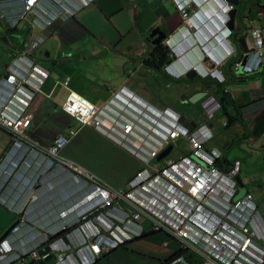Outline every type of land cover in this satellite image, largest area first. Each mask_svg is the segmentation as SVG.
<instances>
[{"label": "crops", "instance_id": "crops-1", "mask_svg": "<svg viewBox=\"0 0 264 264\" xmlns=\"http://www.w3.org/2000/svg\"><path fill=\"white\" fill-rule=\"evenodd\" d=\"M190 1L194 2V11H198L189 28L191 32L192 27L199 31L195 38L220 27L225 15L220 13L222 17H216L219 5L225 9L228 5L238 8L232 35L237 57L233 59L243 62L244 53L252 46L250 31L264 28V0ZM20 9L18 0H0V16L6 15L0 22V80L6 75L12 58L21 53L22 46L38 39L40 46L32 58L37 63L50 64L46 67L50 77L32 105L35 119L28 135L34 142L48 147L59 135L65 136L69 144L62 151L63 157L84 165L121 191L143 166L142 160L120 147L117 139L108 137L94 125H83L66 113L63 106L71 93L96 108H104L115 100V109L121 111L126 107L133 120L144 114L146 117L148 111L163 117V121L181 118L193 131L208 125L215 135L210 146L223 152L226 166L241 161V188L253 195L264 215V73L245 74L228 64L205 65L191 73L186 72V65L170 66L173 61L164 44L168 37L177 31L180 38L193 36L182 29L185 22L174 0H93L71 18L57 20L45 30L34 23V16L12 28L11 22ZM204 22L207 24L201 29ZM239 24L243 29L241 34ZM161 48L163 53H158L166 62L162 69L154 70L146 62ZM191 56L198 57L197 51ZM224 91L229 95L226 111L233 117L232 122L222 109L211 119L204 112V104L227 97ZM191 94L199 96L195 106L184 111L183 106L175 105ZM140 124L154 132V128ZM11 146L12 136L0 129V166ZM28 158L38 163L39 168L35 167L32 174L27 173L24 162L3 185L0 237L16 221H24L41 232L46 228L56 229L66 216L63 210L78 199L75 182L64 169L51 161L40 164L33 150ZM132 161L134 171L127 176L126 170ZM5 168L2 166L0 173ZM28 176L29 180L36 181L35 186L24 190L21 184L28 186ZM31 196L35 197L25 206ZM21 210V214L16 213ZM29 229L22 232L24 237L20 242L27 247L31 246L27 240ZM180 251V245L174 240L164 234H153L105 254L96 264H164ZM183 254L191 264H205V258L194 249ZM72 260L65 264H76ZM55 261L56 255L52 254L48 262L55 264ZM14 263L13 257L0 259V264Z\"/></svg>", "mask_w": 264, "mask_h": 264}, {"label": "built area", "instance_id": "built-area-1", "mask_svg": "<svg viewBox=\"0 0 264 264\" xmlns=\"http://www.w3.org/2000/svg\"><path fill=\"white\" fill-rule=\"evenodd\" d=\"M92 1L18 0L21 9L12 25L34 16V23L45 30L56 20L74 16ZM177 8L185 24H190L194 17L191 1H180ZM217 9L218 14L223 13L220 5ZM233 9L234 6L229 5L223 11L227 14ZM5 16L1 14L0 22ZM200 28L204 29V26ZM214 30L212 38L217 37L218 41L214 40V43L222 57L216 59L210 54L205 64L221 66L236 54V50L229 41L231 31L224 24ZM222 34L226 35L225 39ZM249 34L252 46L243 55L248 60V67L244 66L243 70L252 72L264 66V28L252 29ZM39 46L40 41L32 39L21 55L12 60L6 75L0 80V129L12 136V146L3 161L6 167L3 174L8 179L12 177L25 155L33 150L35 157L42 161L52 160L70 177L78 180L84 190H90V202L97 200L92 210L78 219L77 227L69 228V241L60 237L49 245L51 251L57 253V264H65L69 258L67 253L72 251L75 254L68 256L78 264H94L104 252L141 236L146 231L141 224L143 220L150 223L152 231L167 232L184 245L192 246L206 259L205 264H264V219L252 194L235 200L238 190L235 178L240 162L235 161L229 172H222L216 167L221 153L204 148L214 136L206 125L194 132L177 125L175 130L165 126L167 133L164 137L160 131L152 136L150 130L144 129L149 135L144 134L143 137L136 131L141 127L137 123L140 120L121 116L122 121L111 119L115 121L113 124L105 117L104 108H95L72 93L63 106L66 113L83 124L94 125L113 140L117 139L120 147L144 161V168L137 171L124 191L114 189L82 164L63 157L62 151L69 144L65 136L59 135L48 147L34 142L28 135L35 119L32 105L48 75L45 71V74L35 71L28 60ZM240 64L236 63L235 68L238 69ZM203 107L207 118L211 119L221 108V103L213 100ZM106 108L111 111V107L106 105ZM135 132L141 137L135 136ZM140 138L143 142L137 145L136 139ZM176 139L188 144L189 153L154 163L153 159L161 150ZM21 152L22 157L15 159ZM10 160L16 161L12 167L8 165V162H13ZM33 163L32 160L28 166L32 167ZM3 174L0 173V192L8 181H2ZM25 226L27 224L22 221L15 232L3 241L0 259L13 257L16 264H38L51 254L46 247L48 236L45 234L33 242L28 241L30 247L20 243L23 237L18 238V233L21 235ZM64 228L67 229L66 226ZM169 264L187 263L183 256H179Z\"/></svg>", "mask_w": 264, "mask_h": 264}, {"label": "clouds", "instance_id": "clouds-1", "mask_svg": "<svg viewBox=\"0 0 264 264\" xmlns=\"http://www.w3.org/2000/svg\"><path fill=\"white\" fill-rule=\"evenodd\" d=\"M175 2H176V5H177V3H180V1H178V0H174ZM194 2L193 1H191V5L193 4ZM229 6V5H228ZM234 9H235V6H234ZM233 9V10H234ZM223 10H226L224 7L222 8V11ZM232 11V10H231ZM231 11H227L228 13L226 14L224 11H223V13H224V15H227V17H228V19H226V16H224L223 18H222V24H224V26L225 27H227V29H229L230 31H231V36H230V38H229V41L231 42V46H232V35H233V30L230 28V21H231V17H230V15H229V13L231 12ZM197 13H198V11H196ZM195 11H194V13H193V15L195 16L197 13H196ZM212 13V12H211ZM217 13V11L215 12V15H216V17H218V13ZM221 13V12H220ZM219 17H220V15H219ZM1 18V17H0ZM71 18V17H70ZM221 18V17H220ZM60 20V19H59ZM57 21V20H56ZM56 21H54L50 26H48V28L49 27H51ZM208 21L209 22H211V20H210V18L208 19ZM21 23V22H20ZM20 23H18V24H16L15 26H13L12 25V22H11V25H12V28H15L16 26H18ZM207 23H205L204 22V25H202V26H205ZM190 26H192V24H191V21H190V24H185L184 25V27H185V29L187 30V32L188 33H192L193 34V36L192 35H187L186 37L185 36H181V38L179 37V32L176 34V33H173V35H171L170 37H168V39L165 41V46H166V48H167V50H168V53H170V58L172 59V63H170V66L172 65H174L175 63H179L180 65H186V68H185V70H186V72L187 73H191L192 71H197L198 69H200V68H203V67H205V60H206V58L208 57V55H214V56H216L215 58L217 59H221V57H222V55H220V51L218 50L219 48L216 46V44L214 43V40H217L218 41V39H217V37H215L214 39L212 38V37H214L215 36V30L213 31V32H211V33H209V34H205L204 36H199V37H197V38H195L194 37V35L196 36V34L199 32L198 30H196V29H194L193 27H192V29H193V32H191V31H189V28H190ZM216 28H219V27H216ZM215 28V29H216ZM208 35H210V36H208ZM212 35V36H211ZM222 36V38L223 39H225L226 38V35H224V34H222L221 35ZM250 36V35H249ZM213 39V40H212ZM190 41H192V43H190ZM30 43V42H29ZM28 43V44H29ZM28 46V45H27ZM27 46H25V48L21 51V53L26 49V47ZM234 47V46H233ZM38 49V48H37ZM36 49V50H37ZM35 50V51H36ZM191 50V51H190ZM194 50H196L197 51V53H198V57H196V58H193L192 56H191V54H193V52H194ZM34 51V52H35ZM248 51V50H247ZM21 53L20 54H18L17 56H15V57H13L12 58V60L14 59V58H16V57H19L20 55H21ZM189 53H191V54H189ZM236 55V54H235ZM233 56V57H237V56ZM233 57L231 58V59H233ZM244 58V57H243ZM230 59V60H231ZM246 59V61H245V63L243 64V67H242V63L244 62V60ZM31 63H32V66L33 67H35V71H37V72H42V74H45V72H48V75H47V79L45 80V82L49 79V77H50V71L44 66V65H42V64H40V63H37L33 58H32V55L30 56V59H28ZM244 60H243V62H241V64H240V67H242V73H245V74H252V73H256V72H262V73H264V66L262 67V68H260V69H253V71L252 72H247V71H244L243 70V68H244V66H246V67H248V65H247V62H248V60H247V58H244ZM229 61V60H228ZM227 61V62H228ZM12 62V61H11ZM226 62V63H227ZM238 63V62H237ZM11 64V63H10ZM37 67V68H36ZM240 67L238 68V71H240ZM174 68V67H173ZM45 71V72H44ZM184 76V75H183ZM44 82V83H45ZM42 88V87H41ZM38 93V92H37ZM72 94V93H71ZM70 94V95H71ZM69 95V96H70ZM36 96H37V94H36ZM69 96H68V98H69ZM76 96H78V95H76ZM80 97V96H79ZM83 99V98H82ZM114 100V99H113ZM35 101V100H34ZM86 101V100H85ZM88 102V101H87ZM114 102H115V100L114 101H112V102H110V103H108L107 104V106H109V107H111L110 109H111V111H109V110H107V108H106V105L104 106V109L103 108H100V109H103V111L105 112V117L106 118H109L110 119V121L109 122H111V123H115V121H111V119H115L116 121H122V119H121V116L122 117H125V118H127V119H129V120H133L132 119V117H130V114L127 112V111H129L126 107H123L124 109L123 110H121V111H118L117 109H115V107H117L116 105H114ZM89 103V102H88ZM89 104H91V103H89ZM92 105V104H91ZM92 106H94V105H92ZM119 106H123V105H119ZM95 107V106H94ZM96 108V107H95ZM221 109V108H220ZM220 109L218 110V112L220 111ZM123 111H124V114L126 115H124L123 114ZM144 111H146L145 110V107H144ZM116 112V113H115ZM218 112H217V114H218ZM148 115L146 116V117H148V118H146V117H144L145 116V114H144V116H134V115H132L133 116V118L134 117H138V118H135V120H140V121H136L141 127L140 128H136V131L137 132H139L143 137H144V134H146V135H149L147 132H145L144 131V129H147L146 127V125H148V128H154V132L152 131H150L151 133H152V136H153V134H156V132H158V131H160L161 132V134H163V136L162 137H164V135L167 133L166 132V128H165V126L167 127V129H169V130H175V128H176V125L179 127H184V128H186V129H188V130H190V131H193V130H191V129H189L187 126H185L183 123H182V121H181V118L180 119H178V120H173V119H166V121H163L162 119H163V117H161V116H158V115H156V114H151L150 112H146ZM216 114V115H217ZM215 115V116H216ZM165 116H167V115H165ZM214 116V117H215ZM168 117V116H167ZM109 119H107V120H109ZM135 120H133V121H135ZM162 121V122H161ZM80 122V121H79ZM140 122L142 123V124H144V126H146V127H143L141 124H140ZM111 123H110V125H111ZM83 124V123H82ZM146 124V125H145ZM83 125H87V124H83ZM112 126V125H111ZM209 129V131L210 132H212V134L214 135V132H213V130H211V128L208 126V125H206ZM140 129V130H139ZM199 129V128H198ZM98 130V129H97ZM149 130V129H148ZM117 131V130H116ZM195 131V130H194ZM193 131V132H194ZM208 131V132H209ZM137 132H135V136H138L139 134L137 133ZM200 135H201V133H200ZM203 135V134H202ZM140 136V135H139ZM151 136V137H152ZM141 137V136H140ZM214 137H215V135L213 136V138H211L210 140H209V142H207L206 144H205V146H204V148L207 150V151H209V152H212L214 149H216V150H218L220 153H221V156L216 160V167L217 168H219L222 172H229L231 169H232V167H233V165H234V163H235V161L233 162V163H231L229 166H226L224 163H223V152L220 150V149H218V148H216V147H214V148H212L211 146H210V142L214 139ZM153 139V138H152ZM159 139V138H158ZM170 139V138H169ZM142 142H143V140L140 138V139H136V144L138 145V144H142ZM176 145H178V147H182V148H184V150H185V152H184V156L185 155H187L188 153H189V151H190V147L188 146V144L186 143V142H184V141H182V139H176L174 142H171L164 150L162 149L161 150V152L159 153V155H161L165 150H167V148L168 147H170V146H172L173 148H172V150H171V152L174 150V148H175V146ZM171 152L167 155V156H165L163 159H161L160 161H156V159L159 157V155L156 157V158H154L153 159V162L154 163H161V162H163V160H169V159H175V158H168L169 156H170V154H171ZM22 153L23 152H21V153H19L18 154V156H16V158L15 159H20L21 157H22ZM132 154V153H131ZM28 155L29 154H26L25 155V157H24V159L21 161V163H19V165H18V167H16L15 168V170H14V172L11 174L12 175V177L18 172V169L20 168V166H22V163H24L25 162V165H23V167H25V169H27L28 171H27V173L28 172H31V174L34 172L33 170L35 169V167H38L39 168V164L38 163H33V166H35L34 168H33V166L32 167H29L28 166V163H30L32 160L31 159H29L28 158ZM133 155V154H132ZM135 156V155H134ZM136 157V156H135ZM138 157V156H137ZM139 158V157H138ZM38 160H39V163L40 164H44L45 162H49V161H51L52 163H54V164H56L55 162H53L52 160H41V159H39V158H37ZM142 160V159H141ZM4 161V160H3ZM2 161V162H3ZM10 161H13V162H8V165H9V167H12V166H14V164H15V160H10ZM236 161H239L240 162V169H241V161L240 160H236ZM34 162V161H33ZM142 162H143V166L140 168V169H138L137 171H139V170H141V169H143L144 168V166H145V163H144V161L142 160ZM2 166H3V164H2ZM1 166V167H2ZM58 166V165H57ZM84 166V165H83ZM0 167V168H1ZM85 167V166H84ZM62 168V167H61ZM6 169V168H5ZM5 169L3 170V172L5 171ZM63 169V168H62ZM137 171L134 173V175H133V177L135 176V174L137 173ZM93 172V171H92ZM1 174H3L2 172H1ZM96 174V173H95ZM98 175V174H97ZM239 175H240V170H239V173H238V175H237V177L235 178L236 179V182H237V184H238V190H237V195H236V197H235V200H238V199H240L241 197H243L244 195H246V194H248L249 192H245V194H243V195H240V192H241V185H240V183H239V181L238 180H240V178H239ZM31 176V175H30ZM30 176H28V178L26 179L27 181L31 178ZM99 176V175H98ZM12 177L10 176L9 177V179H8V177H6V175H4L3 174V176H2V181L3 180H5V179H8V181L10 180V179H12ZM101 177V176H100ZM132 177V178H133ZM72 178V177H71ZM102 178V177H101ZM131 178V179H132ZM103 179V178H102ZM130 179V180H131ZM72 180L75 182V185H76V187H75V193L77 194L76 196H78V199H77V201H71V204H70V206L69 207H67L66 209H64L63 210V214L64 215H66V216H64L65 218H61V224H60V226L58 227V228H52V229H44V231L43 232H41L38 228H32V227H29L28 225L27 226H25L24 227V229H23V231H25V230H27V229H29L30 230V232H29V235L27 236L28 238H27V240L29 241V242H33L34 241V239H37L38 237H42L44 234L45 235H47L48 236V242H47V244H46V247H47V249H48V251H50L51 252V254L47 257V259H45V260H43V261H40V263H43V262H45V264H51V263H49L48 262V259L50 258V256L52 255V254H55L56 255V261H55V264H57V253H55V252H52L51 251V249H50V244L52 243V242H54L57 238H64L66 241H69V237L67 236V233L70 231V230H72V229H74V228H76L77 227V224H78V219L79 218H81V217H84V216H86L87 215V213L89 212V211H91L92 210V205H94V204H96L97 203V200H95V201H92V202H90V200H88V195H89V192H90V190H88V192L86 191V190H84L83 188H82V186H81V184H80V182L78 181V180H76V179H74V178H72ZM105 180V179H104ZM129 180V181H130ZM8 181L6 182V183H8ZM106 181V180H105ZM129 181H128V183H129ZM35 182L36 181H34V180H29L28 182H27V184H28V186L26 185V184H24V183H22L21 185H22V187L21 188H23L24 190H26V189H31V188H33L34 186H35ZM107 182V181H106ZM108 183V182H107ZM128 183H127V185L125 186V188L123 189V190H121V191H124V190H126L127 189V187H128ZM242 183V182H241ZM1 184V183H0ZM15 184H17V182L15 183ZM24 184V185H23ZM110 184V183H109ZM111 187H113L112 185H111ZM3 188V187H2ZM114 188V187H113ZM115 189V188H114ZM1 191H2V189H1ZM119 191V190H118ZM0 194H1V192H0ZM251 194V193H250ZM253 196V195H252ZM35 196H31L30 198H28L27 200H26V202H25V206L29 203V201L30 200H32L33 198H34ZM254 198V197H253ZM1 200H4L1 196H0V201ZM257 204V203H256ZM258 206V205H257ZM259 209V208H258ZM23 212V210H21V211H19V212H16L17 214H21ZM259 212H260V210H259ZM261 213V212H260ZM261 215H262V217H263V219H264V215L261 213ZM20 223H21V221L20 222H18V224L16 225V227H14V229H13V231L3 240V241H5L8 237H10L14 232H15V229L20 225ZM141 224H142V227H143V230H144V228L146 229V231L144 232L143 231V233H142V235L141 236H139V237H136L135 239H133V240H131V241H128V242H126V243H123V244H121V245H119V246H117V247H115V248H113V249H110L109 251H106V252H104L100 257H98V259H97V261L94 263V264H96L105 254H107V253H109V252H111V251H114V250H116V249H118V248H120V247H123V246H126L127 244H129V243H132V242H134V241H136V240H138V239H141V238H143V237H145V236H147V235H153V234H159V235H162V234H164V235H166L169 239H171V240H174L175 242H177L179 245H180V248H181V251L180 252H177L174 256H172L168 261H166L164 264H169L170 262H172V261H174V259H176V258H178L179 256H183L184 257V254H183V251H186V250H189V249H194L192 246H186V245H184L183 243H181L179 240H177L176 238H174L172 235H170V234H168L167 232H164V231H160V232H157V231H152L151 230V225H150V223L147 221V220H143L142 222H141ZM67 227V229H65L64 227ZM69 228H71L70 230H69ZM22 231V232H23ZM33 233H35L34 235H33ZM22 237H24L22 234L20 235V233H18V238H22ZM3 241L0 243V245L3 243ZM31 245V244H30ZM195 250V249H194ZM195 251H197V250H195ZM198 252V251H197ZM75 254V251H72V252H69V253H67V257H69L68 258V260L69 259H72L73 257H70V256H68L69 254ZM199 253V252H198ZM200 254V253H199ZM201 255V254H200ZM202 256V255H201ZM185 258V261H186V263L187 264H189V260L186 258V257H184ZM77 260H79V258L77 257ZM206 260V259H205ZM74 263H76V264H78V262H76L74 259L72 260ZM66 262H68V261H66ZM205 263H206V261H205ZM16 264V263H15ZM39 264V263H38Z\"/></svg>", "mask_w": 264, "mask_h": 264}, {"label": "trees", "instance_id": "trees-1", "mask_svg": "<svg viewBox=\"0 0 264 264\" xmlns=\"http://www.w3.org/2000/svg\"><path fill=\"white\" fill-rule=\"evenodd\" d=\"M10 32H11V30H10ZM25 48V46H22V48H21V50H23ZM163 53V49L161 48L160 50H157L156 51V53L152 56V57H150L148 60H147V65L148 66H150V67H152L154 70H160V69H162L163 67H162V64L164 63V62H166V60L165 59H162L161 57H160V54L159 53ZM237 60H238V58H236ZM237 60H235V59H233L231 62H230V60L226 63V64H228L229 65V67H233L234 65H236V62H237ZM233 61H235V63H233ZM165 65V64H164ZM225 92V91H224ZM226 93V92H225ZM224 93V95L225 96H227V97H224V98H221L220 99V103H221V109H222V111H225L224 113L226 114L225 116H227L228 117V119H229V121L230 122H232V120H234L233 119V117H231L229 114H228V112L226 111V105L227 104H229V98H228V93H226L225 94ZM184 122V121H183ZM133 177V176H132ZM131 177V178H132ZM130 178V179H131ZM39 264H45V262H43V263H39ZM189 264H191V262L189 263Z\"/></svg>", "mask_w": 264, "mask_h": 264}, {"label": "rangeland", "instance_id": "rangeland-1", "mask_svg": "<svg viewBox=\"0 0 264 264\" xmlns=\"http://www.w3.org/2000/svg\"><path fill=\"white\" fill-rule=\"evenodd\" d=\"M239 29H238V31H239V34H241L242 33V26H241V24H239ZM233 41L236 43L237 42V37L236 36H234V38H233ZM186 98H188V99H186ZM195 98V96H193L192 94L191 95H187L182 101H180V102H178V103H175V105L176 106H183V110L184 111H187L190 107H193V106H195L194 105V103H191L192 102V100ZM186 99V100H185ZM96 129V128H95ZM184 152H185V150H184V148H182V147H178V145H176L175 146V148H174V150H173V152L170 154V156L168 157V158H176V157H178V156H180V155H183L184 154ZM128 162H131V160L128 158V160H127ZM134 166H135V163L132 161V164H131V166L130 167H128L127 168V170H126V174H127V176H131L132 175V173H133V171H134ZM133 176V175H132ZM131 178V177H130ZM251 188V187H250ZM242 190H246L245 188H243ZM246 192V191H245ZM245 192H243V194H245ZM241 195V194H240ZM170 243H172V241H170Z\"/></svg>", "mask_w": 264, "mask_h": 264}, {"label": "water", "instance_id": "water-1", "mask_svg": "<svg viewBox=\"0 0 264 264\" xmlns=\"http://www.w3.org/2000/svg\"><path fill=\"white\" fill-rule=\"evenodd\" d=\"M236 6H238L240 3L239 1H237V3H235ZM238 13V8H235L234 10H232L229 15L231 17V21H230V28L233 30L235 22H236V15ZM246 59L244 60V62L242 63V67L243 64L245 63ZM42 65H44L45 67H50L49 63H42ZM242 67H240V72L242 71ZM197 100H199V96L195 97L192 102L195 103ZM172 146L168 147L167 150H165L161 155H159V157L156 159V161H160L161 159H163L165 156H167L171 150H172ZM240 185H242L241 181L238 180ZM242 190V189H241ZM245 192V190H243ZM19 221H16L13 225L10 226V228L0 237V243L13 231L14 227H16V225L18 224Z\"/></svg>", "mask_w": 264, "mask_h": 264}, {"label": "bare ground", "instance_id": "bare-ground-1", "mask_svg": "<svg viewBox=\"0 0 264 264\" xmlns=\"http://www.w3.org/2000/svg\"><path fill=\"white\" fill-rule=\"evenodd\" d=\"M78 99V98H77Z\"/></svg>", "mask_w": 264, "mask_h": 264}]
</instances>
